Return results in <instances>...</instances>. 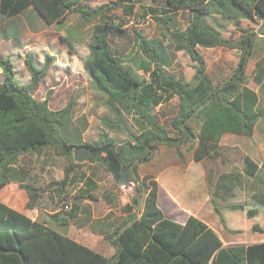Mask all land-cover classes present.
I'll return each instance as SVG.
<instances>
[{
	"label": "trees",
	"instance_id": "trees-1",
	"mask_svg": "<svg viewBox=\"0 0 264 264\" xmlns=\"http://www.w3.org/2000/svg\"><path fill=\"white\" fill-rule=\"evenodd\" d=\"M125 1L133 0L96 6L88 0H0V15L15 16L33 6L50 24H63L69 12H80L85 22L93 24L89 41L82 45L73 35L62 39L83 60L92 82L106 95L110 110L117 117H133L139 125L138 131L130 132L129 138L121 142L107 136L99 142L83 141L70 130L72 99L65 107L53 109L48 96L38 99L32 92L55 56L46 53L44 65L39 66L33 53H28L24 64L31 79L27 83L18 80L11 59L0 61L4 73L0 82V189L18 181L28 192L26 207L38 208L42 188L28 183L29 172L17 166L22 154H42L50 148L70 161L65 177L55 182L60 186L59 193L64 191L69 176L87 161L102 163L117 184L134 183L136 189L125 206L127 215L118 224L108 223L114 228L104 232L116 249L112 256L54 226H67L77 218L78 204L65 215L53 214V225L33 219L0 200V264H264V241L224 245L219 232L200 217L190 214L181 223L167 216L158 203V181L149 175L141 176L138 169L152 159L161 145L178 151L183 145H190L195 148L194 160L199 162L223 159L221 141L226 134L254 135L257 123L264 118V57L257 62L253 76L260 85L258 91L248 85L247 65L258 32L227 38L207 18L219 16L232 21L238 29L243 19H259L263 21L259 33L264 35V0H154L160 4L149 6L144 14L161 26V34L147 37L135 30L132 53L122 55L111 44L110 35L113 30L125 33V29L111 21L96 20L116 7L132 14L134 6ZM181 11L192 14L184 28L179 24ZM216 46L238 51L235 69L220 85L209 76L199 49ZM177 51H185L195 62L190 82L167 69L173 65ZM176 96L178 110L167 126L156 117L155 110ZM106 121L108 126L122 129L117 121ZM194 121L199 124L198 130ZM76 144L90 147L87 161H75ZM241 176L257 182L260 191L248 201L228 205L222 212L224 225L241 224L245 214L253 220L252 230L264 233L256 219L264 205V159L260 166L245 155L241 174H221L216 187L230 196L244 187ZM86 179L88 186L97 188L91 178ZM209 183L213 185L212 180ZM89 192L88 188H80L78 199Z\"/></svg>",
	"mask_w": 264,
	"mask_h": 264
},
{
	"label": "rangeland",
	"instance_id": "rangeland-1",
	"mask_svg": "<svg viewBox=\"0 0 264 264\" xmlns=\"http://www.w3.org/2000/svg\"><path fill=\"white\" fill-rule=\"evenodd\" d=\"M111 1L117 0H88L92 6ZM125 2L134 6L132 14L123 7H116L107 11L103 18L96 20V23L111 21L125 29V33L113 30L110 35L111 44L122 55L132 53L135 30L142 31L147 37L159 36L162 31L161 26L152 17L144 14L149 6H158L159 2L154 0ZM178 18L180 26L184 28L191 21L192 14L189 11H181ZM207 19L227 37L234 39L240 38L249 31L260 32L263 23L259 19L256 21L245 19L238 29L232 21L219 16H209ZM26 28L35 35L31 36L27 30L25 32ZM92 31L93 24L85 22L77 11L69 12L63 24H49L41 20L35 11H28L19 16L0 15V58L8 54V58L15 61L14 69L18 80L27 83L31 77L25 64H20L21 52L24 53V59L32 52L39 66L44 65L46 53L55 56L40 85L32 91L34 96L38 99L48 96L49 105L53 109L65 107L72 99L74 106L70 130L75 132L76 136L79 135L83 141L99 142L102 137L107 136L121 142L129 138L130 132L138 131V123L131 116L117 117L110 110L106 95L92 82L83 60L62 39L63 36L73 35L80 44L84 45L89 41ZM199 48L207 59L209 76L215 84H222L236 67L238 51L223 46L212 49ZM194 65L195 62L185 51H177L173 65L167 69L175 77L190 82L195 73ZM2 72L0 66V81L3 77ZM139 72L143 74V71ZM252 76L249 74L248 83L257 87ZM178 102L176 96L171 101L158 106L155 110L156 117L170 126L171 119L177 113ZM106 118L120 123L122 129L108 126ZM193 126L199 129L197 121L193 122ZM76 129L79 132H76ZM194 149L190 145H183L178 151L175 147L161 145L150 161L138 167L141 176L149 175L159 182L161 205L166 214L184 220L192 210L219 232L224 245L264 241V233L252 230L253 220L246 218L244 212L245 218L242 223L231 227L224 225L222 217V212L228 205L252 199V194L260 191L258 183L241 176L244 187H240L230 196L223 195L216 187L221 174L241 173L245 155H250L261 165L264 159V121L259 123L252 137L226 134L221 141L223 159H205L196 162L193 158ZM69 165L70 161L65 156L57 154L50 148L42 154L37 152L22 154L17 168L26 169L29 172L27 182L42 188L38 206L42 221L53 224L51 221L53 214L65 215L78 204V217L71 220L69 225H53L61 232L107 256H112L116 249L104 237V232L107 230L110 232L114 228L107 225L108 223L118 224L127 215L125 206L136 194L135 184L131 183L124 188L116 183L102 163L87 161L69 176L64 191L59 193L57 189L60 186L55 182L65 177V170ZM86 178H91L97 188L92 189L88 186ZM210 180L213 181L212 186ZM80 188L90 189L89 194H92V197L88 194L78 199ZM15 197H18L16 193H10V199L13 200ZM66 203L70 205L69 209H64ZM136 210L137 208L133 212ZM256 219L264 229V205Z\"/></svg>",
	"mask_w": 264,
	"mask_h": 264
},
{
	"label": "crops",
	"instance_id": "crops-1",
	"mask_svg": "<svg viewBox=\"0 0 264 264\" xmlns=\"http://www.w3.org/2000/svg\"><path fill=\"white\" fill-rule=\"evenodd\" d=\"M30 12V11H35L38 15H39V18L43 21H45L43 19V17L40 15V13L33 7V6H30L29 8H27L25 11H23L22 13L18 14V15H15V16H19V15H22L23 13H27V12ZM245 20V19H243ZM242 20V21H243ZM46 22V21H45ZM50 24V23H49ZM27 26V25H25ZM27 32L33 36L35 35V33H33L31 30L29 29H25V32ZM25 32H22V33H25ZM222 32V35L224 37H227L225 35V33ZM48 38V37H47ZM229 38V37H227ZM46 40V39H45ZM44 40V41H45ZM43 41V42H44ZM48 41V39H47ZM42 42V44H43ZM208 49H212V48H215V47H206ZM200 49V48H199ZM21 51V50H20ZM17 54V52H16ZM5 55V54H4ZM8 55V54H7ZM5 55L4 57L2 56V58H0V61L1 60H5V59H10L8 58V56ZM21 55H22V58L20 59V64L21 65H24V53L21 52ZM264 57V35L262 33H259L258 32V36L256 37V40H255V46H254V49H253V53H252V56L250 57L249 59V62H248V65H247V73L248 75L251 74L254 76V74L256 73V67H257V62L262 59ZM206 59V57H205ZM13 61V64H15V61L14 60H11ZM206 62H207V59H206ZM238 63V62H237ZM237 65V64H236ZM16 67V66H15ZM207 71H208V64H207ZM3 73V72H2ZM16 75H17V72H16ZM253 76H252V79H253ZM4 78V73H3V77H2V80ZM18 78V77H17ZM1 80V81H2ZM0 81V82H1ZM254 81V80H253ZM255 82V81H254ZM256 83V82H255ZM257 84V87L256 86H253L251 83H248V85L252 88H254L255 90L258 91V89L260 88V85L258 83ZM58 109V108H57ZM262 121H264V118L260 119L259 122L257 123V126L259 125V123H261ZM256 126V127H257ZM250 156V155H248ZM251 157V156H250ZM252 158V157H251ZM197 162V161H196ZM260 165V164H259ZM261 166V165H260ZM234 173V172H233ZM241 174V173H240ZM155 179V178H154ZM159 183V182H158ZM8 187H11V188H8ZM4 188V187H3ZM0 191V200L7 203L8 205H10L11 207L27 214L28 216H30L31 218L33 219H38V220H41V217H40V213H39V209L38 208H34V209H30V208H27L26 207V204L29 200V196H28V192L22 188L20 186V183L18 181H11L9 183H7V185L5 186V188ZM240 188V187H239ZM16 193L18 195V197H15V199H10V193ZM254 192V191H253ZM226 196V195H225ZM161 194H160V184H159V193H158V203H159V206L162 208V205H161ZM162 210L164 211V209L162 208ZM164 213L166 214V212L164 211ZM190 214H195V212H193L192 210L189 212L188 216ZM167 215V214H166ZM168 216V215H167ZM188 216L184 219V220H178L176 218H174L175 220L181 222V223H184L186 221V219L188 218ZM197 216V215H196ZM170 217V216H169ZM202 219V218H201ZM204 220V219H203ZM42 221V220H41Z\"/></svg>",
	"mask_w": 264,
	"mask_h": 264
},
{
	"label": "water",
	"instance_id": "water-1",
	"mask_svg": "<svg viewBox=\"0 0 264 264\" xmlns=\"http://www.w3.org/2000/svg\"><path fill=\"white\" fill-rule=\"evenodd\" d=\"M90 147L86 144H76L74 146V159L76 162H85L89 157Z\"/></svg>",
	"mask_w": 264,
	"mask_h": 264
},
{
	"label": "built area",
	"instance_id": "built-area-1",
	"mask_svg": "<svg viewBox=\"0 0 264 264\" xmlns=\"http://www.w3.org/2000/svg\"><path fill=\"white\" fill-rule=\"evenodd\" d=\"M124 188L126 187V185H122ZM70 208V205L68 204V203H66L65 205H64V209H69Z\"/></svg>",
	"mask_w": 264,
	"mask_h": 264
}]
</instances>
